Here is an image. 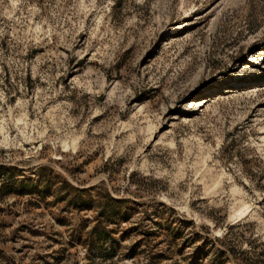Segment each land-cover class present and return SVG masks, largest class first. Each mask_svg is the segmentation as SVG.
<instances>
[{"label": "rangeland", "instance_id": "374dc122", "mask_svg": "<svg viewBox=\"0 0 264 264\" xmlns=\"http://www.w3.org/2000/svg\"><path fill=\"white\" fill-rule=\"evenodd\" d=\"M0 264H264V0H0Z\"/></svg>", "mask_w": 264, "mask_h": 264}, {"label": "bare ground", "instance_id": "6f19581e", "mask_svg": "<svg viewBox=\"0 0 264 264\" xmlns=\"http://www.w3.org/2000/svg\"><path fill=\"white\" fill-rule=\"evenodd\" d=\"M205 102V101H204ZM200 103V102H199Z\"/></svg>", "mask_w": 264, "mask_h": 264}]
</instances>
